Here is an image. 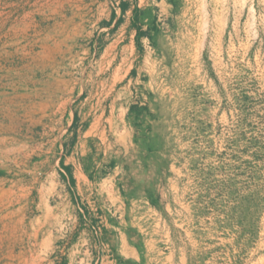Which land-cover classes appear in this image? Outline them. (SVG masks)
<instances>
[{"label": "rangeland", "instance_id": "rangeland-1", "mask_svg": "<svg viewBox=\"0 0 264 264\" xmlns=\"http://www.w3.org/2000/svg\"><path fill=\"white\" fill-rule=\"evenodd\" d=\"M83 1V20L79 15L74 21L83 36L71 48L73 67L59 70L61 76L79 78L77 88H84L82 98L71 103L91 134L83 139L87 144L83 142L81 152L104 165L113 158L123 160L127 189L154 193L171 179L162 187L169 194L159 215L172 236L196 242L189 248L195 264L206 258L208 264H230L229 254L235 255L232 264H264V0H253L254 11L252 0H246L257 22L244 29L241 24L237 36L231 27L224 36L206 35L210 23L195 15L191 19L196 10L197 18L205 16V6L191 8L190 0L176 1L169 19H154L155 33L149 28L156 8H147L137 26L147 25L150 49L133 48L132 56L121 51L126 42L103 54L115 39L112 33L105 36L108 31L94 44L92 35L111 24L104 19L112 6L105 0L101 7L90 4L95 0ZM1 2L3 6L13 0ZM20 2L22 12L33 15L22 22L19 46L30 42L37 52L38 33L52 30L47 20L51 15H43L46 0ZM119 25L121 40L128 30L125 23ZM131 67L137 68L142 83L136 95L120 82ZM116 74L119 83L114 85L109 79ZM143 98L147 104L139 106ZM135 102L136 111L144 110L139 120L130 122L124 113ZM66 121V116L33 118L37 127L32 125L29 132L31 122L25 119L20 142L7 141L1 149L0 264H29L33 259V264H52L63 257L70 264H92L94 246L108 242L102 229L89 228L77 207L69 206L68 197L64 200L67 191L53 170L61 134L52 129H62ZM146 143L151 145L149 153ZM103 204L108 202L98 205ZM139 207V213L146 214ZM35 230L37 237H31Z\"/></svg>", "mask_w": 264, "mask_h": 264}, {"label": "crops", "instance_id": "crops-1", "mask_svg": "<svg viewBox=\"0 0 264 264\" xmlns=\"http://www.w3.org/2000/svg\"><path fill=\"white\" fill-rule=\"evenodd\" d=\"M1 1L0 164L1 149L5 147L7 141L20 142L22 127L26 126L24 124L25 119H29L31 122L33 118L38 117L58 116L61 118L66 116V125L62 129H52V131L61 134L57 145L59 155L53 162V170L64 183L67 191L64 200L68 197L69 206L77 207L80 219L84 220L89 228L95 229L97 227L99 231L102 229L106 233L108 242H100L94 246L97 250L94 256L95 260L93 259L91 263L195 264V255L189 248L196 242L193 239L182 240L172 236L169 228L165 229L166 224L159 215L160 208L163 205L167 206L165 196L169 194L168 190H164L162 187L172 183L171 179H167L163 186H161L162 184L159 185L152 193L156 202L155 205H152L147 199L146 193L137 192L134 188H126L127 180L123 177V160L113 158L104 165L102 160H96L95 157L87 160L86 154L81 152L83 142H85L83 139L91 137V134L89 130H84V120L79 111L72 110L71 103L80 99L84 93V88L82 86L77 88L80 83L79 78L65 77L69 73H63L61 76L59 70L73 67L70 62L71 48L77 44L79 37L83 36V34H79L74 21L79 19V15L83 20L86 10L84 1L46 0L43 15L46 12L51 15L47 20L52 22V30L47 31L44 28L38 33L35 43L40 49L37 52L32 50L34 45L30 42L19 46V37L23 38V30L22 34L20 33L22 22L26 17L33 15V12L23 13L21 0H13V3L3 4V6L1 4L4 2ZM176 1L179 0H105V4H110L112 8L104 20L111 22V24L107 28L99 29L97 33L92 35L94 44L102 36L101 32L108 31L105 36L112 33L111 37H115V39H112L104 47L103 54L105 56L111 54L119 43L125 42L121 51H130V56L134 53L133 48L140 51L150 49L152 34L147 31V25L139 28L135 24V15H140L147 8L155 7L156 9L152 11V19H156V21L167 20L175 14L173 5L176 4ZM90 4H97L98 7H101L103 3L101 0H95ZM190 4L191 8H197L198 5L205 6V16L197 18L198 11L196 10L191 13V19L195 15L196 20L209 22L211 30L207 32L206 35L208 36H224L229 27L234 31L233 35L237 36L241 24L244 29L245 24L250 26L251 22H257L255 12L250 14V7H247L249 5H247L246 0H190ZM253 4L254 1L252 0L250 5L254 11ZM121 5L126 6L124 11L121 10ZM66 7L68 8L66 9ZM67 11L71 12L70 16L67 15ZM119 19L125 23L128 30L126 32L128 36L121 40L119 37L122 34L117 36L121 25L114 27ZM43 21H46L45 17ZM132 26L134 29H129ZM37 27H40L39 24ZM137 31L147 33L137 39ZM104 55L101 54L100 58ZM126 59H128L127 56L121 59V62L124 63ZM111 64L112 61L108 66ZM108 66L106 65V67ZM38 73L41 76H38ZM123 80L127 89H132V93L136 95L140 89L139 85L142 84L137 68L131 67L120 82ZM109 81L111 84L117 85L119 83L117 74L115 77H111ZM98 84H102L101 79H99ZM143 101L141 100L139 106H146V99L143 98ZM135 104L138 103H130L124 113L130 122H133L134 119L130 109ZM32 125L37 127L36 122H31L27 129L29 132L32 131ZM1 180H3V174L0 165V197ZM103 201L108 202V204H103L105 211H103L102 206L98 205L99 202ZM139 206L145 208L146 214L141 215L139 213ZM106 212L105 216H101V213ZM134 212L138 217L135 216ZM19 221L21 223V220ZM37 235V230H35L30 236L37 237ZM48 237L51 236L47 234L46 238L48 239ZM80 242L79 236L76 245L79 246ZM234 257V254H229L226 261L232 264L231 260ZM209 259H202L199 264H208ZM52 264H70V262L66 257H63Z\"/></svg>", "mask_w": 264, "mask_h": 264}, {"label": "trees", "instance_id": "trees-1", "mask_svg": "<svg viewBox=\"0 0 264 264\" xmlns=\"http://www.w3.org/2000/svg\"><path fill=\"white\" fill-rule=\"evenodd\" d=\"M125 8H126L125 5H121V10H122V11H124ZM135 11H136V10H135ZM140 14H142V12H141ZM139 18H140V15H138V14L135 15V24H137L138 22H140ZM154 21H155V20H152V25H151V27L149 28V30H152V31H154V32L156 33L157 30H156L155 26L153 25ZM121 22H122V21L119 19V20L116 22V24H115L114 27L116 28ZM135 27H136V26H135ZM146 33H147V32H138V31H137V34H136L137 39L140 38L141 36L145 35ZM130 110H131V113L134 115V119L137 121V120H139V118H140V116H141V114H142L144 108L141 109V110H137V111H136V108H135V107H131ZM145 147H146L147 153H149L148 151L151 150V145L148 144V143H146V144H145ZM146 197H147V199L149 200V202H150L152 205H155V204H156V202H155L154 199H153V196H152V193H151V192L147 191V192H146Z\"/></svg>", "mask_w": 264, "mask_h": 264}, {"label": "bare ground", "instance_id": "bare-ground-1", "mask_svg": "<svg viewBox=\"0 0 264 264\" xmlns=\"http://www.w3.org/2000/svg\"><path fill=\"white\" fill-rule=\"evenodd\" d=\"M161 8V7H160ZM166 11V10H165ZM164 12V11H163ZM53 39V38H52ZM126 51V50H125ZM127 52V51H126ZM122 53V52H121ZM121 55V54H120ZM147 57V56H146ZM176 58H178V57H176ZM116 63V62H115ZM119 67V66H118ZM101 69V68H100ZM102 70V69H101ZM88 72V71H87ZM91 74V73H90ZM86 76V75H85ZM92 76V75H91ZM106 78V77H105ZM113 78V77H112ZM91 81V80H90ZM113 82V81H112ZM96 83H98V82H96ZM97 87V86H96ZM99 87V86H98ZM109 87V86H108ZM109 89V88H108ZM94 90V89H93ZM104 90V89H103ZM112 90V89H111ZM110 90V91H111ZM105 91V90H104ZM110 91H109V93H110ZM81 92V91H80ZM101 92V91H100ZM99 92V93H100ZM106 92V91H105ZM102 93V92H101ZM112 93V92H111ZM97 95H98V93H97ZM110 96V95H109ZM96 97V96H95ZM98 97V96H97ZM102 97V96H101ZM82 98V97H81ZM105 99V98H104ZM97 101V100H96ZM102 101V100H101ZM112 105V104H111ZM110 105V106H111ZM101 106V105H100ZM97 108V107H96ZM100 108V107H99ZM92 110V109H91ZM95 110V109H94ZM103 110V109H102ZM101 112V111H100ZM110 112V111H109ZM87 113V112H86ZM90 113H91V111H90ZM101 116V115H100ZM92 117V116H91ZM97 118V117H96ZM99 118V121H100V118L101 117H98ZM92 119V118H91ZM108 120V119H107ZM96 122V121H95ZM118 124V123H117ZM100 125V124H99ZM120 125V124H119ZM118 125V126H119ZM98 128V127H97ZM119 128V127H118ZM94 131V130H93ZM95 133V132H94ZM92 134H93V132H92ZM116 134V133H115ZM125 134V133H124ZM96 137V136H95ZM124 137H126L125 135H124ZM100 138V137H99ZM96 139V138H95ZM94 140V139H93ZM82 141V140H81ZM93 143V142H92ZM87 144V143H86ZM80 146V145H79ZM78 146V147H79ZM87 146V145H86ZM95 146V145H94ZM84 152V151H83ZM90 152V151H89ZM87 155H88V153H87ZM3 195H5V194H3ZM2 195V196H3ZM1 202V201H0ZM46 210H45V213H46V216H49V214H50V211L48 210V208H45ZM46 240V239H45ZM124 241V240H123ZM122 242V241H121ZM122 244V243H121ZM125 244V243H124ZM113 245V244H112ZM36 246H38V245H36ZM106 247V246H105ZM39 248V247H38ZM125 249V248H124ZM104 250V249H103ZM35 251V250H34ZM124 253V252H123ZM126 254V253H125ZM30 257V259H33V257H32V255L31 256H29ZM26 261H28V259L26 260ZM30 261V260H29ZM33 263H34V259H33ZM32 263V261H31V263H29V264H33Z\"/></svg>", "mask_w": 264, "mask_h": 264}]
</instances>
